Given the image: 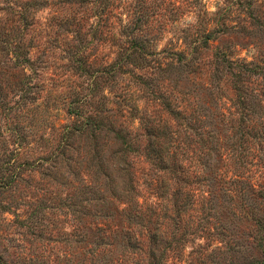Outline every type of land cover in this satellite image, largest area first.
I'll return each instance as SVG.
<instances>
[{
	"label": "rangeland",
	"instance_id": "rangeland-1",
	"mask_svg": "<svg viewBox=\"0 0 264 264\" xmlns=\"http://www.w3.org/2000/svg\"><path fill=\"white\" fill-rule=\"evenodd\" d=\"M260 23L264 26V0H0V264H264V230L258 224L260 219L264 226V144H249L238 169L229 145L221 144L225 152L217 156L216 169L218 178L228 181V198H222L217 181L211 183L217 189L210 199L211 188L195 186L193 211L178 224L160 221L164 238L180 242L159 241L154 258V225L130 223L118 211L128 208L126 201L107 196L110 174L99 171L107 169L99 167L95 143L87 133L66 140L74 121L70 104L92 96L95 79L105 83L103 93L110 98L111 88L121 93L132 84L126 67L117 70L115 87L106 69L134 45L146 46L152 66L153 60L166 64L185 43L199 44L204 32L220 27L213 34L216 41L198 56L202 72L181 80L174 91L182 107L205 106L198 103L196 80H209L213 70L207 64L217 49L230 50L238 60L264 63ZM148 68L136 73L152 77ZM172 79L155 81L154 89L173 94ZM222 87L220 111L233 113L239 125L242 109L234 108L229 83ZM242 88L248 105L262 116L254 123L262 124L257 130L263 131L264 77L247 75ZM137 102L149 116L159 117L153 96ZM208 105V110L217 109L215 103ZM139 125L136 120L135 128ZM223 128L221 138L231 139L228 124L216 130ZM136 133L138 151L128 158L130 170L144 196L140 201L160 213L167 203L156 195L161 172L146 157L148 133ZM116 148L113 143L105 150L104 163ZM99 184L101 190L106 187L105 206L87 190H99Z\"/></svg>",
	"mask_w": 264,
	"mask_h": 264
},
{
	"label": "trees",
	"instance_id": "trees-1",
	"mask_svg": "<svg viewBox=\"0 0 264 264\" xmlns=\"http://www.w3.org/2000/svg\"><path fill=\"white\" fill-rule=\"evenodd\" d=\"M138 21H142V17H139ZM260 27L264 26L260 23ZM218 29L220 27H214L204 32V38L199 44L191 46L185 43L182 48L173 52L172 61L166 64H159L156 60H153L154 66H152L153 64L145 56L148 53L146 46L142 44L134 45L129 52H126L122 57L120 56L106 69L108 74H111V85L115 87L117 70H121L122 73V70L124 71V67H126L125 74L132 77L133 80H129L132 84L124 88V92H113L111 88L110 93H112L113 98H110L109 95L103 93L104 87L102 84L105 83L101 79H95L91 88L92 96L87 99L76 100L70 104V115L74 118V121L71 130L67 132L68 137H66V140L87 133L90 140L95 143L94 153L95 158L99 159V167L102 170L107 169V171H99L110 174L106 176L109 179L107 187L111 188L106 190L109 192L107 196L114 202L126 201L128 208L118 211L125 214L130 223L140 225L135 221L141 220V223H147L148 227L154 225L155 229L151 231L154 246L152 255L154 258H156L155 252H157L159 241L163 240V243H165L166 239L160 230V221L170 219L176 224L181 222L188 212L194 208L196 196L193 189L195 186L202 185L201 188H198L199 190H203L204 187L211 188L212 190L208 192V199H210L212 195H215L213 190L217 189L211 186V183L217 181L223 187V189H220L222 198H228L226 195L228 190L225 188L228 181L224 178L222 181V177L218 178L216 169L218 165L217 156H222L225 152L221 144L226 143L229 145L230 157L236 160V169H238V161L244 163L247 157L245 156V150L249 144L257 143L256 145L260 147L264 144V129L263 131L257 130V127L262 126V124L254 123L255 119H261L262 116L257 113V108L254 105L252 107L248 105L247 97L243 95L242 88L245 76L253 74L264 77L263 62L256 61L255 63L248 60H238L230 50L219 52V49H217L211 64L206 63L210 70H213L209 80H196L195 92L199 94L197 97L199 99L198 103L203 101L205 106L197 107V105L188 104L187 108L182 107L178 102V96L174 95V91L177 90L181 80L186 79L191 74H198L199 76L202 72V66L197 60L198 56L204 49H209L210 45L216 41L213 34ZM148 67L152 69V77L136 73L138 69H149ZM80 68L85 70L82 66ZM173 76L174 79L172 80L175 83L174 88L171 89L173 94L167 93L163 89L160 91L154 89L157 86L155 81L169 82ZM222 83H229L233 89L235 98L231 99V102L234 108L237 111L238 107L242 109L239 125L238 118L235 119L233 113L227 116L220 111L221 98L225 93ZM170 85L168 84V86ZM133 88L137 89L134 90ZM178 93L191 94V92L185 91H178ZM145 95L147 97L153 96L156 99L160 107L158 110L159 117L149 116L146 108H142L138 104L137 101ZM209 102L215 103L217 109L214 111L212 109L208 110V107L211 106L208 105ZM106 103H112L114 107L107 109ZM113 111L117 113L115 115L111 114ZM118 116L124 119L125 123L119 122L117 120ZM136 120L140 124L138 128H135ZM215 121L220 125V129L226 124L229 125V130L232 132L231 139L221 138V135L225 133L224 128L217 131L218 124ZM173 122L176 124H173ZM140 129L148 133L146 157L161 172L158 175L156 184V195L167 203H164L165 205H163L160 213L151 204L147 206L145 201H140V198H144V196L141 194L135 176L130 170L131 166L128 158L138 151L135 147L138 139L136 132ZM110 135H112L111 138H109ZM238 135L240 136L238 137ZM99 138H102L101 142H99ZM113 143H116L118 148L112 152V158L104 163V152ZM260 159L261 161L264 159V151ZM188 161H191V164ZM192 161L198 167L193 168ZM192 168L195 169L192 170L193 172L190 170ZM112 169L117 171L115 176L112 174ZM108 170L110 173H108ZM145 182L152 185L153 181L145 179ZM230 183L237 184V179L230 178ZM241 183L243 184L242 180ZM102 185H98L100 186L99 190L90 186L87 187V190L96 194L95 200L97 199L98 204L105 206L107 204L106 195L102 192L106 187L101 190ZM260 197L264 198L263 191L260 192ZM204 200L206 199L204 198ZM212 209L209 210V215ZM108 216L113 218L112 215ZM258 224L264 230L262 220L259 219ZM166 240L170 246L173 243L180 242L175 238Z\"/></svg>",
	"mask_w": 264,
	"mask_h": 264
}]
</instances>
